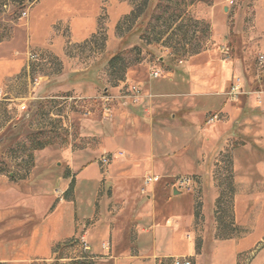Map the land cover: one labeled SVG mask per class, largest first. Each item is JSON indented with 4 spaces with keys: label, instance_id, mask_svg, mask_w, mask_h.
Segmentation results:
<instances>
[{
    "label": "crops",
    "instance_id": "obj_1",
    "mask_svg": "<svg viewBox=\"0 0 264 264\" xmlns=\"http://www.w3.org/2000/svg\"><path fill=\"white\" fill-rule=\"evenodd\" d=\"M253 2L254 16L264 18V0ZM217 6L210 36L216 44L229 36L215 18ZM102 7L101 0H35L19 30L27 41L17 47L13 38L0 45V86L28 72L30 45L63 57L64 44L57 39L61 29L68 28L75 42L90 39ZM208 52L206 67L186 61L168 78L173 88H181L182 78L190 85L187 92L172 94L164 82L160 88L150 84L146 95L152 96L142 105L133 106L129 116L117 111L110 128L94 132L98 147H91L92 133L85 130L78 147L68 145L64 168L47 164L36 173L29 170L19 182L12 174L0 175V264H164L181 255L193 257L195 264H264V92L257 89L248 53L215 61ZM235 77L242 81L244 96L233 99L228 93ZM68 82L80 87L90 81ZM249 83L256 84L254 89ZM208 112L221 119L205 124ZM90 125L84 121L83 129ZM225 151L229 162L220 159ZM104 154L110 161L102 168ZM222 164L233 176L227 211L216 203L226 190L220 184ZM182 173L194 177L200 208L178 185ZM147 174L161 180L143 196ZM225 212L227 219L220 217ZM86 226L93 258L85 257L78 243ZM105 241L110 251L103 250Z\"/></svg>",
    "mask_w": 264,
    "mask_h": 264
},
{
    "label": "rangeland",
    "instance_id": "obj_2",
    "mask_svg": "<svg viewBox=\"0 0 264 264\" xmlns=\"http://www.w3.org/2000/svg\"><path fill=\"white\" fill-rule=\"evenodd\" d=\"M101 1L103 7L98 19L99 26L90 39L78 43L73 41L72 32L68 28L58 30L57 39L60 38L64 44L63 57L30 45L25 51L29 73L20 74L14 82L8 77L0 86L4 93L7 92L6 95H0V140L4 138L6 142L4 147H0V175L12 174L15 181L19 182L29 170L36 173L47 164L54 169L64 168L66 160L63 155L68 145L78 147L85 130L92 133L91 147H98L94 132L101 127L110 128L116 120L117 111L123 117L125 114L129 116L133 106L142 105L145 97L152 96L151 93L150 96L146 95V88L150 84L160 88V83L164 82L166 90L172 94L187 92L190 85L181 82L182 78L178 82L181 88H173L167 80L180 63L194 60V64L199 67H206L207 60H211L206 56L207 51L215 55V61L222 57L232 60L248 53L253 76H257V89L264 92V64L259 62L260 56L264 55V18L257 19L254 16V0H234L233 5H230L229 0ZM34 2L0 0V45L2 42H13V38L17 47L27 41L24 34H19V30L26 25ZM215 4H218L214 11L215 18H218L220 25H224L223 32H229L228 38H222L217 44L210 42L213 31L211 17ZM224 4L227 6L226 12L223 11ZM24 11L28 12L27 16H23ZM260 32V37H255L254 33L257 36ZM253 42L257 43L256 47H252ZM34 54L36 57H32ZM114 56L117 58L108 64ZM96 65L100 71L96 73L94 82H87L80 87L66 84L69 83V78H66L68 75L71 78L75 70ZM153 67L165 69L166 77L153 78ZM235 73L232 72V77ZM200 77L203 78L201 74ZM139 83L142 94H145L143 98L137 101L122 97L131 86ZM256 84L248 85L254 89ZM106 95L114 96L109 114H104V102L100 99ZM240 95L244 96L242 90L229 97L235 99ZM257 95H260L259 92ZM214 115L218 119L210 121ZM220 119L218 113L208 112L204 122L208 124ZM21 120L24 131L14 140L16 135L11 127ZM84 121L91 125L83 129ZM123 153L127 158L126 153ZM229 155V151H225L221 161L229 162ZM55 161H59L60 166H56ZM222 167L224 183L220 184H224L226 190H223L225 194L216 203L220 206L218 208L227 211L232 205L228 183L233 176L227 164H222ZM147 175L143 178L142 189H146V193L141 189L143 196H147L149 191V186H145ZM187 191L196 202V207L200 208L202 196L196 190L195 182L194 188ZM220 217L227 219L230 213L225 212ZM171 259L166 258L164 264H171ZM64 263L59 260L52 262Z\"/></svg>",
    "mask_w": 264,
    "mask_h": 264
},
{
    "label": "built area",
    "instance_id": "obj_3",
    "mask_svg": "<svg viewBox=\"0 0 264 264\" xmlns=\"http://www.w3.org/2000/svg\"><path fill=\"white\" fill-rule=\"evenodd\" d=\"M230 5H233L235 2L234 0H229ZM28 12L24 11L23 16H27ZM32 57H36V55H32ZM260 64H264V55H261L259 58ZM167 75V71L161 67H153V70L151 72V76L155 79L165 78ZM234 85L231 91L229 92V95H237L241 91L242 87V81L240 77H235L234 79ZM145 94H142V87L141 84L133 85L131 88H129L127 94H124L122 97H125L126 99L132 98L134 100L139 101L141 98H143ZM150 96V95H147ZM101 101L104 102L103 104V110L104 114L111 113V106L110 104L113 102L114 96H101ZM215 119H218L217 115H214L211 117L210 121H214ZM120 155H124V153L120 152ZM110 157L108 154H105L101 156L99 159V164H101L102 168H105L109 165ZM161 180V178L157 175H147L145 178V186H150L153 183H157ZM194 178L188 175L180 176L178 179V185L183 186L186 190L191 191L192 188H194ZM143 193H146V189H142ZM89 232L90 229L86 226L84 231L80 234L78 237V243L81 245L83 252L85 253V257L93 258L95 255L92 253V245L89 241ZM102 248L106 251L111 250V243L110 242H102ZM171 264H194V260L191 256H172L171 257Z\"/></svg>",
    "mask_w": 264,
    "mask_h": 264
},
{
    "label": "trees",
    "instance_id": "obj_4",
    "mask_svg": "<svg viewBox=\"0 0 264 264\" xmlns=\"http://www.w3.org/2000/svg\"><path fill=\"white\" fill-rule=\"evenodd\" d=\"M31 1V0H30ZM117 56H114L111 60L108 61L109 63H112V61L114 59H116ZM100 71V67L98 65H96L95 67L92 66L88 69H86L85 71H81L80 73H75L72 74V77L69 79V81H77V80H86V81H92L95 79L96 73ZM25 118H28V115L24 116ZM24 123L21 121L14 123L11 127V130L13 131L15 138H13L14 140L19 138L20 134L24 131L23 128ZM11 139V140H13ZM5 139L3 138L2 140H0V147H4L5 146ZM8 144H6L7 146Z\"/></svg>",
    "mask_w": 264,
    "mask_h": 264
},
{
    "label": "water",
    "instance_id": "obj_5",
    "mask_svg": "<svg viewBox=\"0 0 264 264\" xmlns=\"http://www.w3.org/2000/svg\"><path fill=\"white\" fill-rule=\"evenodd\" d=\"M174 194H178L179 192L177 191V188L175 187L174 191H173Z\"/></svg>",
    "mask_w": 264,
    "mask_h": 264
}]
</instances>
